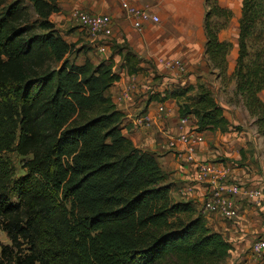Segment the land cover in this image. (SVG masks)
Returning a JSON list of instances; mask_svg holds the SVG:
<instances>
[{"label": "trees", "instance_id": "16d2710c", "mask_svg": "<svg viewBox=\"0 0 264 264\" xmlns=\"http://www.w3.org/2000/svg\"><path fill=\"white\" fill-rule=\"evenodd\" d=\"M205 55L217 79L234 80L264 139V0H243L238 53L219 40L231 12L207 0ZM19 0H0V264H224L232 245L172 185L151 153L122 134L124 114L106 94L120 77L109 58L70 64L69 43L25 23ZM213 18H223L221 27ZM127 74L134 54L123 55ZM217 72V73H216ZM198 133L225 132L228 121L205 83L166 92ZM23 158L16 175L9 154Z\"/></svg>", "mask_w": 264, "mask_h": 264}, {"label": "crops", "instance_id": "0c3cea01", "mask_svg": "<svg viewBox=\"0 0 264 264\" xmlns=\"http://www.w3.org/2000/svg\"><path fill=\"white\" fill-rule=\"evenodd\" d=\"M206 1L87 0L86 6L73 2L67 11L49 18L54 23L63 20L70 22L73 20L71 12L75 8L89 11L95 9L97 14L111 16L112 36L105 42L97 40L94 49L98 51L101 59L112 58V71L120 77L106 94L116 109L124 114L122 134L135 147L155 156L167 182L172 185V200L190 202L199 211L203 195L209 187V179L198 176L196 165L188 159L187 147L178 142L181 135H190L192 138L194 162H207L213 164L218 171L224 170L229 182L244 181L241 178L244 170L233 169V166L237 167L235 161L239 159V151L243 152L244 136L242 132L231 131V127L239 123L227 111L232 109V105L217 103L228 121L229 131L198 133L195 131L196 125L192 116H179L178 103L174 99L159 101L166 92L189 85L195 86L198 81L205 83L212 91L207 78L214 76L212 73L215 72L210 70L205 55L204 18L208 9ZM242 1L216 0L219 7L232 14L227 26L218 34L221 41L232 45L226 57L228 75L233 73L236 64ZM125 3L147 11L159 21L143 22L140 28H135L126 16ZM81 30L79 28L77 31ZM81 38L85 42H94V39L83 36ZM77 41L78 37L74 35L73 42ZM127 50L140 60L139 63H134L137 72L132 75L127 74L124 66L123 55ZM261 94H264V90ZM261 94L260 98L264 102ZM238 111L239 107L236 112ZM253 178L248 181L264 180L263 175ZM244 204L245 201L237 202L238 214L232 222L225 217L216 216L222 221H217L212 229L232 245L228 264H264V253L256 256L251 251L252 234L264 231L261 224L264 221V204L254 207L262 216H256L258 218ZM239 205L244 209L243 214H240Z\"/></svg>", "mask_w": 264, "mask_h": 264}, {"label": "rangeland", "instance_id": "374dc122", "mask_svg": "<svg viewBox=\"0 0 264 264\" xmlns=\"http://www.w3.org/2000/svg\"><path fill=\"white\" fill-rule=\"evenodd\" d=\"M14 1L15 0H7L8 4ZM19 1H20V5L26 7L27 18L25 20V23H28L29 25H34L33 32L44 34L47 33L49 30L50 31L53 30L58 34V36L61 35L64 41L69 43L70 45L69 51L65 56V59L68 61L69 65L70 64L82 65L86 61H88L91 62V64L95 67L98 66L100 62L105 61L100 58V54L98 53V51L94 49L95 48L94 45L96 44L97 39H95L86 28H83L80 25L82 23L77 17V15L80 13L88 14V15H96L97 12L95 11V9L93 11H89L83 8L82 9L75 8L71 12L73 20L67 23L65 22V20H63L62 22L57 21V23L56 22L54 23L51 19H49L50 17L57 15L59 12L64 13V11H67V8L73 2L78 5L82 4L83 6H86L87 0H19ZM127 4L128 3H126V5ZM74 15L77 18H75ZM223 24H224L223 18L220 19L213 18V25H215V28L221 27ZM79 28H81L82 30L77 31ZM74 35L78 37V41L76 43L73 42ZM82 36L84 38L86 37V38L94 39V42L93 43L85 42L86 40L82 39L81 38ZM80 41L82 42L81 44ZM207 81L210 82V86L212 88L211 91L212 95L218 104L224 103V104L232 105V109L231 110L228 109L227 111L232 115L233 119L235 121L237 120L239 123L235 126H232L231 131H235L239 133L242 132L244 136V145L242 147L243 152L240 153L239 151L238 153L239 159L235 161L237 167L233 166V169H241L242 171L244 170L241 176V178H243L244 181H238V182L243 183L244 185L247 184L248 186L250 185L254 187L259 182L256 183L254 181H248V180L256 176H260V175L264 176V139L257 134L256 127L253 125V121L249 117L248 113L244 110V108H242L243 106L239 98L234 96L233 94L235 89L234 80L225 79L224 81L222 80V78L217 79L214 75L211 76L210 78H207ZM262 96L264 97V94ZM238 107H239V111L237 113L236 111ZM227 131H229L228 128ZM8 157L12 162L16 175H21L24 172L22 168L23 158L19 157L15 153L9 154ZM244 206L248 209V211L255 214V217L256 216L262 217L258 213V211H256V209L254 208V207L258 208L257 206L249 203L244 204ZM243 212L244 209H242L241 207L240 214H243ZM202 216L205 219L206 223H208L207 226L212 231L214 230L212 229L213 225H215L217 221L218 222L222 221V220H218V218H216L215 215H209L207 219L204 217L203 214ZM226 222L229 221L226 220ZM230 222H232V220ZM261 224L264 226V221H262ZM262 238H264V231L257 233L255 232L252 234V242L256 239H262ZM0 244L2 245L9 244V240L7 239L5 234L1 231H0ZM231 251L229 255L230 258L228 257V259L224 262V264H228V262L230 263L231 255H232Z\"/></svg>", "mask_w": 264, "mask_h": 264}, {"label": "built area", "instance_id": "2783aa9c", "mask_svg": "<svg viewBox=\"0 0 264 264\" xmlns=\"http://www.w3.org/2000/svg\"><path fill=\"white\" fill-rule=\"evenodd\" d=\"M126 16L132 21L135 28H140L143 22L152 21L158 22V18L150 15L147 11L136 8L129 4H124ZM77 15V14H76ZM83 28H86L91 35L101 41L105 42L112 36V18L107 14H78ZM190 135H181L178 139L179 144L187 147L189 153V161L196 165V171L201 179L208 177L209 187L203 195L201 206V214L204 217L215 215L225 217L227 219H234L237 217L238 208L237 202L245 201L246 203L260 207L264 204V180L256 181V186H247L240 182H229L226 180L227 173L222 170L215 169L213 164L207 162L196 163L192 160L194 153ZM251 251L254 255L259 256L264 253V238L256 239L252 242Z\"/></svg>", "mask_w": 264, "mask_h": 264}]
</instances>
